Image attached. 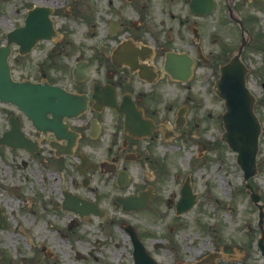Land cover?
Returning a JSON list of instances; mask_svg holds the SVG:
<instances>
[{"label":"rangeland","instance_id":"1","mask_svg":"<svg viewBox=\"0 0 264 264\" xmlns=\"http://www.w3.org/2000/svg\"><path fill=\"white\" fill-rule=\"evenodd\" d=\"M233 1L241 14L254 16L253 22L247 23V27L253 32L254 43L262 45L261 50L251 46L244 57L249 69L247 87L256 97L254 111L262 127L257 157L258 174L250 181L258 189L260 200L264 204V0H261V7L256 4L258 0L246 3L242 0ZM217 3L216 13L198 20L196 24L200 44L206 54H212L222 45V40L218 42L214 32L221 31L224 37H229L232 32L231 25L226 22L225 0H217ZM33 5H46L59 10L53 14L59 45L42 42L22 56L18 55L17 47L13 46L9 58L12 76L15 79L39 78V66H42L46 70L44 74L56 81L63 73L68 74V70L65 72L55 65L70 68L73 62H68L67 59L77 53L73 51L74 45L101 47L99 40L107 35L105 23L108 19L125 25L119 36L126 35V31L131 33V19L140 15L143 17L144 14L149 15V18H145L146 26L154 34H159L161 30L164 33L173 32L179 29L178 18L184 13L183 6L186 2L0 0V45L5 43L7 32L23 25L26 12ZM157 14L165 21L161 29L150 19ZM144 29L142 27L140 32ZM65 54L68 55L67 58ZM209 63L207 66L201 64L198 70L200 87H203L202 76H208L213 68L216 69V62ZM213 78L214 76L210 77L212 80ZM201 104L204 106L199 111V122L197 117L192 123L188 122V125H199L189 133H198L210 145V150L192 157L191 153L177 148L159 146L156 156L167 172L163 170L162 177L153 184L155 193L157 192L156 199L143 211L131 212L129 221L135 223L139 237L143 233L151 235L140 239L160 264H175L177 260L183 263L193 262L209 250L222 247L232 250L230 264H263L256 247L257 210L244 192L242 171L235 164V154L219 140L222 132V102L208 97L206 103ZM16 112L14 107L0 103V134L8 127V117L16 116ZM184 147H187L186 142ZM84 149L90 153H98L97 149L90 146H85ZM41 158L30 159L19 151L0 147V214L6 225L4 229L0 228V264H130L128 236L120 231L121 223H117L123 218L120 210L108 204L107 196L103 199L105 202L101 208L109 210V216L104 215L101 220L91 216L80 220L73 213L61 210V194L58 189L69 190L68 175L62 176L54 171L51 167L57 164H49ZM20 160H24L26 165L23 166ZM135 174L136 185H143L139 171L136 170ZM144 174L153 178L156 172L144 168ZM71 176L76 178L74 174ZM185 177L192 179L197 204L178 217L171 207L164 204V200L173 199L172 196L175 199L178 197L179 185ZM71 190L85 196L90 195L72 186ZM103 192L106 193L107 189ZM101 193L102 190L99 194ZM155 242H160L161 247L154 249Z\"/></svg>","mask_w":264,"mask_h":264},{"label":"flooded vegetation","instance_id":"2","mask_svg":"<svg viewBox=\"0 0 264 264\" xmlns=\"http://www.w3.org/2000/svg\"><path fill=\"white\" fill-rule=\"evenodd\" d=\"M132 25L137 34L131 36V41L141 45L131 47V61L122 58L121 53L114 59L111 58L113 49L105 51L101 57L94 59L95 65L90 78L83 83L74 84L76 91L89 96L93 90L108 92L109 95L112 93L113 96L115 93L116 102L109 101L112 104L110 106H101L90 100L87 111L73 122L72 128L80 132L77 147L80 144L83 147L89 146V142L93 140L101 142L100 153L88 155L89 161L80 166L81 183H89L90 177L97 175L103 185L119 190L124 197H131L142 191H131V188L135 189L131 178L135 164L141 161L152 162L153 145L156 143L166 139H179L183 132H188L191 129L188 117L192 116L193 120V115L199 113L195 114L200 106V92L194 84L200 65V47L196 43L199 38L193 39L192 36L191 39H186L180 33L175 34V39L168 34L151 35L148 33H152L151 29L142 19ZM142 27L145 29L140 32ZM190 27L188 24L187 28ZM147 40L152 41V53L144 47ZM170 52L180 53V62H187L182 56L184 52L191 59L189 77L183 82L173 81L164 70L166 62L172 61ZM231 54L232 50L226 49L221 55L222 61L228 60ZM122 62H131V68L120 65ZM171 93L174 96L169 100L168 95ZM104 102L105 100H100V104ZM179 110L185 111L183 118L178 116ZM94 118L98 120L99 133L93 130ZM197 127L198 124L195 123L192 129ZM148 128L150 135H146ZM185 138H188L187 134ZM124 172L128 175L127 182L123 179ZM186 179L182 181L180 188ZM148 182L143 190L151 189L154 192V187Z\"/></svg>","mask_w":264,"mask_h":264},{"label":"water","instance_id":"3","mask_svg":"<svg viewBox=\"0 0 264 264\" xmlns=\"http://www.w3.org/2000/svg\"><path fill=\"white\" fill-rule=\"evenodd\" d=\"M197 2H199L200 7L203 6L207 10L213 7L212 0H197ZM35 15L40 18L42 25H44L42 33L32 36L26 44L17 40L14 36L15 33L9 36L10 41L20 44V53L28 51L38 38L48 37L53 33L50 28V22L46 18V12L43 9H37ZM32 27L31 24H27L26 28L21 32L32 31ZM9 52V46L0 48V100L16 104L32 119L38 129L42 127L39 123L42 116L38 114V111L43 114L46 112L52 113L59 108L60 104L65 109L75 105L74 99L65 96L60 91L56 92L46 86H39L29 82L14 83L10 78L7 64ZM245 72L239 62H230L224 66L221 70L220 78L216 82V92L220 98L224 99L226 108L222 115L224 133L221 139L233 151L237 152V164L244 172V179L247 180L256 173L255 157L258 149L260 126L252 110L254 99L245 87ZM81 106L82 103L79 102L77 108ZM54 120H57V118L55 117ZM51 125L54 126V123L52 122ZM8 135L12 137L11 141L8 142L6 137L0 138V144L4 143L12 147H25L30 151L32 145L23 138L19 131L18 123L13 122V127ZM19 142L22 146H20ZM247 188H249L248 185ZM248 192L251 194L250 189ZM256 200L257 197H255L254 201ZM192 203L193 196L189 195V192L182 191V200L178 205L177 211L186 210ZM262 247L264 251V246ZM143 258L145 260L140 264H150L151 260L147 256ZM199 264H204V262Z\"/></svg>","mask_w":264,"mask_h":264},{"label":"bare ground","instance_id":"4","mask_svg":"<svg viewBox=\"0 0 264 264\" xmlns=\"http://www.w3.org/2000/svg\"><path fill=\"white\" fill-rule=\"evenodd\" d=\"M219 185H220V186L222 185L221 181H220Z\"/></svg>","mask_w":264,"mask_h":264}]
</instances>
